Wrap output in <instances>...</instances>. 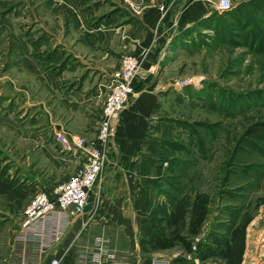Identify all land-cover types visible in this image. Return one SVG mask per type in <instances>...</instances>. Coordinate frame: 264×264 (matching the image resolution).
<instances>
[{
  "label": "rangeland",
  "instance_id": "rangeland-1",
  "mask_svg": "<svg viewBox=\"0 0 264 264\" xmlns=\"http://www.w3.org/2000/svg\"><path fill=\"white\" fill-rule=\"evenodd\" d=\"M230 1L232 17L216 7L172 41L159 70L169 73L150 116L165 129L159 226L181 244L178 255L199 240L205 263L264 264V0ZM144 9L133 0H0V264L30 201L72 174L56 122L79 116L96 126L124 58H148L149 49L132 51ZM124 26L119 49L88 48L85 28ZM81 87L92 101H76Z\"/></svg>",
  "mask_w": 264,
  "mask_h": 264
},
{
  "label": "crops",
  "instance_id": "crops-1",
  "mask_svg": "<svg viewBox=\"0 0 264 264\" xmlns=\"http://www.w3.org/2000/svg\"><path fill=\"white\" fill-rule=\"evenodd\" d=\"M133 1L143 4L145 9L137 18L135 27L139 31L136 30L137 44L132 51L138 54L142 49H149L150 54L134 81L135 92L119 119L115 139L107 149L104 182L100 190L97 188L91 194L89 204L92 208L85 209L83 216L73 220L65 236L50 252L38 255L14 242L16 248L5 264H43L52 258L61 259L63 264H151L157 259L170 260L172 264H190L184 254H177L182 251L181 244L165 233L164 226H159L164 219L162 209L165 205L158 198V185L165 172L163 138L159 132L163 131V135L165 129L151 126L154 123L150 122V116L163 97V79L169 73L159 74V70L172 41L210 17L218 4L215 6L216 0ZM125 28L107 31L85 28L92 39L86 42L88 48L106 50L119 44V49L122 38L118 35ZM99 33L102 38L94 40L92 36ZM107 58L111 59L110 53H107ZM75 92L79 102H90L94 97H81L82 87ZM85 105L88 107L89 104L78 105L77 108ZM100 119L94 126L86 118L76 116L69 124L56 122L54 131L93 143ZM71 157L66 167L72 169V176L83 158L72 154ZM60 161L62 163L63 159ZM99 241L101 245L97 246ZM100 248L108 250L111 258L105 257L97 263L93 256L99 253ZM261 250L264 251L263 248L258 249Z\"/></svg>",
  "mask_w": 264,
  "mask_h": 264
},
{
  "label": "built area",
  "instance_id": "built-area-1",
  "mask_svg": "<svg viewBox=\"0 0 264 264\" xmlns=\"http://www.w3.org/2000/svg\"><path fill=\"white\" fill-rule=\"evenodd\" d=\"M217 9L228 12L232 9L230 0H220ZM146 55L124 58L122 67L113 74L110 92L106 96L103 114L98 124V132L93 143L82 138H70L64 133L57 134V141L65 152L81 156L83 162L76 172L53 193L41 192L34 196L19 218L14 233V242L30 249L33 253L44 255L62 240L73 220L83 216L89 205L91 194L100 190L103 172L107 162V149L115 139L118 122L128 107L129 99L135 92L134 81L140 74ZM178 87H185L188 82L179 80ZM199 240L193 246L191 254L184 258L192 264H222L219 262H202L197 256ZM101 242H97L100 246ZM111 258L108 250L101 249L94 254L93 260L102 262L103 258ZM31 264H42L34 262ZM43 264H63L61 259L52 258ZM151 264H172L170 260L157 259Z\"/></svg>",
  "mask_w": 264,
  "mask_h": 264
},
{
  "label": "trees",
  "instance_id": "trees-1",
  "mask_svg": "<svg viewBox=\"0 0 264 264\" xmlns=\"http://www.w3.org/2000/svg\"><path fill=\"white\" fill-rule=\"evenodd\" d=\"M226 15H228V16H231L232 17V13H229V12H227V14ZM203 23H204V21H201V22H199L198 24H197V26H202L203 25Z\"/></svg>",
  "mask_w": 264,
  "mask_h": 264
},
{
  "label": "water",
  "instance_id": "water-1",
  "mask_svg": "<svg viewBox=\"0 0 264 264\" xmlns=\"http://www.w3.org/2000/svg\"><path fill=\"white\" fill-rule=\"evenodd\" d=\"M91 208H92V205L89 204V205L86 207V210L88 211V210H90Z\"/></svg>",
  "mask_w": 264,
  "mask_h": 264
}]
</instances>
